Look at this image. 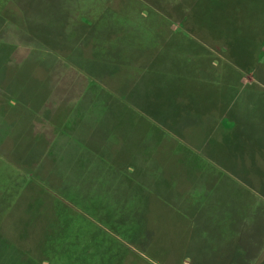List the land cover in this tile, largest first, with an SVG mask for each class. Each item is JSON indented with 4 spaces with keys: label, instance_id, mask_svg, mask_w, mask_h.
Returning <instances> with one entry per match:
<instances>
[{
    "label": "rangeland",
    "instance_id": "obj_1",
    "mask_svg": "<svg viewBox=\"0 0 264 264\" xmlns=\"http://www.w3.org/2000/svg\"><path fill=\"white\" fill-rule=\"evenodd\" d=\"M193 1L0 0V218L2 220L0 223V264H10L18 258L15 249L13 250L6 244V239H3L5 237L25 249H31V253H34L32 255L36 257L35 247L42 239L44 230L50 227L52 221L56 220L57 209H68V207L77 211L79 209L89 220L99 223L97 216V220L92 219L93 214L101 211L100 214H96L100 217L106 214L108 208H112L114 205L118 206V204L104 206L105 203H99V200L96 201L97 199L92 200L93 196L90 194L92 183H77L75 180L77 177L76 167L58 165L56 162L44 158V154L47 152L45 148L49 143L48 137L55 136L53 133L52 135L47 134L49 130H53V126H48L47 122L56 123L55 118H53L54 115H52L55 110L53 109L51 113L46 107L62 106V100L71 91L76 90L72 79L77 77V73H79L75 61L80 62L78 56L81 55L76 53V45L80 44V48L88 47L85 48L88 49L86 50L88 52L83 55V58H88L91 57L92 47L103 46V42H97L92 35L86 38H75L74 36L65 38L63 32L61 40H58L56 32L51 29L52 39L55 42L52 43L51 36H44L43 33H36L37 31H35L38 24L44 25L43 21L41 22L43 20L42 7L48 2L50 4L53 2L60 3L61 12H66L71 20L66 26L68 33H72L78 24H82L81 21L75 20L80 19V16H85L88 19L92 17L100 19L101 15L105 13L111 14V16L114 14L117 19L116 22L127 27L126 32H120L122 35L119 34V38L117 37L118 39L114 41V43L117 42V45L120 44L123 35L126 34L134 36L132 44L137 47L143 45L144 41L140 39L141 36L148 37L145 39V43L147 46L149 41L147 46L149 49L152 48L150 37L157 39V36H161L159 45H161V41L166 45L171 32H175V29L180 27L181 36L186 38L190 32L195 36L197 42L212 49V52L207 53L209 62L204 69L197 65L191 66L190 69L198 68L196 70L197 77L216 84L221 80L225 68L237 67L238 73L234 72L233 75L232 72L231 76L244 77V90L256 88L264 92V81H262L264 80V0H259L257 5L253 3L252 7L247 6L248 14L256 16L254 20L259 19L261 25H259L257 35L252 34V41L255 43L252 50L238 53L239 58L233 53H222L221 47L226 45L227 41L224 39L216 41L209 37L208 33L207 35L198 30L194 22L191 21V17L194 6L200 0H195V5L191 3ZM209 1L211 5L206 8L205 15L227 14L239 17L242 16L243 6L249 5L251 0H240L242 2L238 9L233 6L227 9L224 0H204L202 4L208 5ZM39 3H41V7H38L40 6ZM58 8L57 5L52 6L53 10ZM199 10L200 7L198 6L196 12ZM243 13L246 14L247 12L243 10ZM184 14L186 15L182 19ZM181 19L183 20L182 23L179 22ZM56 22L58 20L53 21V23L58 24ZM257 24L255 23V26ZM61 27L64 29L65 25ZM156 33L157 36H155ZM243 33L249 34L245 29ZM247 37L249 38V36ZM156 43L158 44L157 40ZM172 44L176 46V51L181 52H184L183 47H188V43L186 46L182 41H175ZM159 47H157L156 52L160 51ZM186 52L189 54L190 50L187 49ZM155 56L156 54H150V52L145 54L146 67L154 65L152 59ZM214 61L217 66L213 64ZM64 62L67 63V67ZM68 67H71L72 70H69ZM41 85L43 88L40 87ZM51 89L55 91L52 97L57 98L56 101L49 99ZM77 91H74L76 95ZM262 92L260 93L263 94ZM11 100H15L14 103H11ZM196 118L202 120L198 117L191 120L195 122ZM44 122L45 125H43ZM58 123L57 121L56 124ZM200 124L199 122L195 123V127L200 126ZM245 132L246 139L244 141L249 145V149L244 152L251 155L255 154L252 149L250 150L252 139L246 137L248 130ZM196 134L200 133L196 132ZM260 135L264 138V134L260 133ZM23 136H25V140H23ZM230 141H236V136H231ZM35 143L37 146L32 148ZM258 161L261 163L263 159L257 160L255 158L256 164L259 163ZM241 162L243 163L242 159ZM29 179H31L30 184L22 189L24 188L23 181ZM77 184L89 191L86 194H83L82 190L78 192ZM180 185L182 190L186 189L185 194L191 188V186L188 187L187 183ZM235 185L239 191L235 195L238 199L235 200L232 197L231 201L239 202L235 207V214L228 215L229 222H225L222 230L217 231L218 233L216 230L210 233L208 231L201 242L199 236L200 232L204 233V229L202 228L201 231L199 228L196 229L194 240L199 244L197 257L189 255L185 246L189 236L190 224L198 221L203 215L199 212H192V207L189 206L191 203L187 198H181L182 203H176L173 199L167 198L170 203L163 206V208L165 207L164 210L160 209L161 205L154 204L156 212L149 214L152 221L149 228H153L150 232L149 229L146 230L143 237L139 231L133 233L131 230H126V227H130L129 224H123L125 228H112L110 233L113 232V236L119 235L116 237L128 251L125 254V263L189 264V261H192L191 264H264V192H262L264 182L256 181L254 185L257 187V191L253 193L248 190L245 182L235 183ZM52 190L56 193H53ZM13 192H15L16 197L11 202L13 198H7L13 195ZM99 194L101 195L100 199H110L116 202L120 199L102 197V192ZM248 198H251V204L248 202ZM228 200L230 205L229 194ZM59 203H62L63 206L58 207ZM92 203L94 205H91ZM31 204H33L32 207ZM9 208L11 209L6 212ZM3 210H5V214L2 212ZM174 211L180 212L173 215ZM128 220L129 218L126 221ZM157 222L162 223L159 229L154 228ZM122 223L124 222H119L118 225ZM100 225L103 228L102 231L109 232L111 229L103 222ZM20 227L29 229L30 235L27 238H22L19 235ZM185 228L187 232L184 230L186 235L183 238V229ZM214 242H219L220 248H223L225 256L222 258L225 257L224 261H215L216 257L211 256V253L214 252V250L211 251V244ZM157 252L158 256L155 255Z\"/></svg>",
    "mask_w": 264,
    "mask_h": 264
},
{
    "label": "crops",
    "instance_id": "obj_2",
    "mask_svg": "<svg viewBox=\"0 0 264 264\" xmlns=\"http://www.w3.org/2000/svg\"><path fill=\"white\" fill-rule=\"evenodd\" d=\"M50 2L41 9V22L44 25L38 24L36 33L53 37L50 31L54 29L58 37H61L62 32L65 38H86L92 35L97 42L102 41L103 46L92 47L91 57L83 58L88 52L85 48L88 47L80 48V44L76 45V53L81 54L78 56L80 62L75 61L79 73L72 79L78 90L77 95L74 89L62 100V106L46 107L51 113L55 110L52 115L56 123H59L47 122L48 126H53V130H49L47 134L53 133L55 136L48 137L44 158L58 165L76 167V182H91L90 194L93 198H100L99 192H102V197L128 199H147L150 194V197L173 199L176 203H182L180 199L187 198L192 212L203 215L190 224L185 246L189 255L197 257L199 244L194 240L196 229H204V233L200 232L199 236L202 242L208 231L222 230L225 222H229L228 215L235 214V207L239 202L231 201L232 197L238 199L235 197L239 193L235 183L245 182L248 190L253 193L257 191L254 183L264 182V138L260 135L264 134V92L256 88L244 90V77L231 76L232 72L233 75L234 72L238 73L237 67L231 66L225 68L221 80L216 84L202 78L208 88L198 86L183 93L177 84L176 93L165 94L162 46L156 52V46L151 49L146 45L137 47L129 45L131 41L128 40L117 46L113 42L105 44L106 40L103 39L116 35L117 19L114 14L111 16L105 13L100 19L92 17L89 19L93 22L91 28L86 27L83 22L88 18L80 16V19L75 20L82 24L68 33L66 26L71 21L69 16L66 12H61L60 3ZM191 3L195 5V0ZM39 5L41 7V3ZM55 5L59 8L53 10L52 6ZM198 16L204 22L229 21L228 16L213 17L204 14L196 17ZM192 17L191 21H196V17ZM55 20H58V24L54 23L53 26ZM256 23L258 24L253 33L245 35L244 29H241L245 38L257 35L259 19ZM64 25L62 29L61 26ZM204 28L198 30L208 33L209 37H231L228 29ZM120 31L126 32V29ZM237 31H234L236 37H242L240 31ZM188 35L195 39L192 33L188 32ZM252 47V44L245 43L226 44L221 48L222 53L238 54L245 50L250 52ZM188 49L198 53L212 52L205 45H194ZM149 52L156 56L152 59L154 65L146 67L147 59L144 56ZM160 52L162 53L158 56ZM64 63L66 66L67 63ZM214 65L217 66L216 63ZM68 69L72 70L71 67ZM43 85L45 86L44 83ZM43 85L40 87L43 88ZM53 94L55 91L51 89V96L48 98L56 101ZM14 101L11 100V103ZM194 116L202 120L196 118L194 122ZM197 122L201 123L198 128L195 127ZM246 130L247 139H252L250 150L255 152L252 155L244 152L249 149L244 141ZM196 132L200 134L197 135ZM231 136H236V141H230ZM255 158L263 161L256 164ZM181 183H187L189 188L191 186L186 194V189L180 188ZM81 190L83 194L89 191L77 184V191ZM248 202L251 204V198H248ZM154 204L161 205L162 210L165 208L162 200L158 199L150 205L151 214L156 212ZM140 207H145L141 210L149 214L146 201ZM174 212L171 213L175 215L180 211ZM161 224L157 222L154 228L159 229ZM149 225L147 222L143 228H153H149ZM184 230L187 232L186 228L183 229V238L186 235ZM213 250L211 256L216 257L215 261H224L225 257H222L225 253L219 242L211 244V251ZM155 255L158 256V252Z\"/></svg>",
    "mask_w": 264,
    "mask_h": 264
},
{
    "label": "trees",
    "instance_id": "obj_3",
    "mask_svg": "<svg viewBox=\"0 0 264 264\" xmlns=\"http://www.w3.org/2000/svg\"><path fill=\"white\" fill-rule=\"evenodd\" d=\"M200 1L197 2L196 6H194L195 10L193 8V13H192L193 17H196L197 15H204L206 8L209 5H211L210 1L208 2V5L202 4L204 0H200ZM224 2L226 3L227 9L230 6L231 7L233 6L236 9H238L242 1L224 0ZM258 2L259 0L257 1L251 0L249 2L250 4L248 3L249 5L243 6L242 4L243 10L247 13L244 14L242 10L241 11L242 16L239 17H236V15H234L235 16L234 17L233 15H227V14H220V15L209 14V16H213V17L228 16L229 21L227 20V22L224 23L217 21L204 22L202 21V17L198 16L196 17V21H194V24L200 30L205 29L204 28L205 26L209 27L210 30H221V29L229 30L230 32L229 35L231 37L225 36L223 38L220 37L219 35L215 37H211L216 41L224 39L225 41H227L228 45L229 44L244 45L246 43V44H252L253 46L255 43H253L252 37L244 38V39L243 36L236 37L234 31L237 30L240 31L241 35H242L241 29H245L249 34L255 31L256 21L254 19L256 16H252L248 14L249 10L247 11V6L252 7L253 3L257 5ZM198 6L200 7V10L199 12H196ZM154 12L156 11L154 10ZM185 15L186 14L183 15L182 19L185 17ZM182 19L179 21L180 23L183 22ZM83 22L86 25V27L89 28L93 27V22H91L89 19H85ZM52 25L54 26V23H52ZM259 25H261L260 22ZM115 26L117 28V31H116V35H114V39L108 36L109 38L103 39L106 40L105 44H107V42H109V44L110 43L112 44V42L114 43V41L119 38L118 36L120 32H122L120 30L127 28L126 25L117 22L115 23ZM180 30L181 28L179 27L178 29H175V32H171V35L169 36L166 45H164L162 41H161V45H159L160 38H162L161 36L159 37L156 35L157 39L156 37L152 39L149 36L150 37L149 39H151L150 41L152 42V47L162 46L163 54L161 55L162 52H160L158 56L161 55V57H163L162 58L164 63L163 87H164V93L169 95H171V93H176L175 88L177 84H179L178 87L180 88V91H182L183 93L192 91L198 86H201L203 89L208 88L207 84L204 82V79L197 77L196 70L198 68H192V69L190 68L191 66L195 67L197 65L200 68L202 67V69H204V67L207 66L206 65L207 62H209L207 58V56L209 57V55L206 52L198 53L191 51L189 52V54H187L186 50L188 49V47H192L194 45L196 47H203V45L197 42L196 41L197 39H193L188 34L186 38H184V36H181ZM52 38L53 37H51V42L53 43L54 41ZM147 38L148 37H144V36L140 37V39L144 41L142 46L146 45L145 39ZM133 39H134L133 35L126 34L125 36L122 37L121 42L128 40L131 41L130 44H132ZM58 40H61V37H58ZM156 40L158 41V44L156 43ZM175 41L178 42L182 41L186 44V46L188 43V47L187 48L183 47L184 52L176 51L175 49L176 46L172 44V42L174 43ZM115 45L117 46V42L115 43ZM148 45H149V41L147 43V46ZM233 54L235 55V53ZM165 56L168 59L167 58L165 59ZM236 56L239 58V54H236ZM167 60L169 61L167 62ZM214 63L215 61L213 62V64ZM6 131H10V130H6ZM25 139H26L25 136H23V140ZM36 146L37 144L35 143L32 148ZM31 179H29L28 181L27 180L23 181L24 188L22 189H25V187L30 184L29 181ZM52 191L53 193H56L54 190ZM14 193L15 192H13V195L9 196L8 198L6 197L7 199L13 198L11 202H13L16 197ZM93 199H97L96 201L99 200V203H105L104 206H108L110 204L111 205L118 204V206L114 205L112 208H108L107 209L108 211L105 212L106 214L100 217H98L99 215L96 214H100L101 211H97L96 214H93L94 216L92 217V219H96L97 216V219L99 220L97 219L96 220L99 221V223L93 222L94 220L93 221L89 220V218L85 214L81 213L79 209L77 211L75 209L74 210L69 209L68 207V209L66 208L67 212H65L66 209H62V210L57 209L56 220L52 221L50 227L44 230L45 232L42 239L35 247V251L37 254L36 257L32 255L34 253H31V249L30 250L25 249L22 246L17 245L14 242L8 240L6 237L3 238L6 239L5 241L6 244L10 246L13 250L15 249L14 251L18 254V258L13 260L10 264H126L125 254H127L128 251L125 249L124 244H122L117 238L119 237V235L116 234L113 236L112 235L113 232L112 234L110 233L112 231V228L114 227L122 228L124 226L123 224H129L130 227H126V230H131L133 233H137L139 231V234L141 233V236L143 237V235H145L146 232L143 226L147 222L148 223L152 222L151 219L149 218V214H151L150 205H152V203H155V201L158 199L160 201L162 200L164 206L170 203L166 199L163 200L155 196L150 197V194L147 199H143L139 197H132L130 199L120 198L117 202L115 200H110V199L105 200V199L92 197V200ZM145 201L148 203L149 214H146V212L141 210V209H145V207L144 208L140 207L141 204L145 205ZM94 204L92 203L91 205ZM32 205L33 204H31L30 206L32 207ZM59 206H63L62 203H59L58 207ZM10 209L11 208L7 209L6 212H8ZM2 212L4 213L5 210H3ZM127 218H129L128 221H126ZM1 222L2 220L0 218V223ZM102 222L107 224V226L111 228L109 229V232L102 231L103 228L100 225ZM119 222H124V223L118 225ZM20 228L21 229H19V235L22 238H27L30 235L29 229L27 227H23V228L20 227ZM135 229H139V230H135ZM150 230L151 229H149V232Z\"/></svg>",
    "mask_w": 264,
    "mask_h": 264
}]
</instances>
